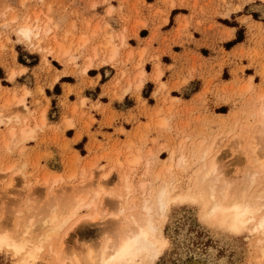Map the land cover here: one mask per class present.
Returning a JSON list of instances; mask_svg holds the SVG:
<instances>
[{
    "label": "rangeland",
    "instance_id": "rangeland-1",
    "mask_svg": "<svg viewBox=\"0 0 264 264\" xmlns=\"http://www.w3.org/2000/svg\"><path fill=\"white\" fill-rule=\"evenodd\" d=\"M140 1L145 3L144 0L133 2L137 12H140L138 6ZM167 1L174 6L176 0ZM221 1L226 6L224 16H228L231 11L242 9L244 4L253 2H257L253 5L263 12L253 13L256 20H252L251 16L242 19L248 26L249 38L257 45L247 49L249 58L254 62L249 65L254 66L255 69L245 71L242 63H229L230 70L222 74L224 78L229 79L222 82L219 74L226 63H216L217 69H214L212 74L204 76L205 83L202 92L193 101L186 102L183 97L171 94L167 83L161 81L164 70L158 62L153 63L152 73L147 74L146 72L143 86L137 91L135 85L139 74L145 70L146 51L142 50L138 60H135L132 55L133 48L128 41L131 31L127 26L130 19L131 0H0V83L4 87H0V109L10 101L9 105L5 106L7 109L4 114L13 115L19 109L14 97L23 96L25 89H28L29 93L26 96L28 109L22 112L24 116H29V125L34 127L45 110L46 120H48L44 127L36 129L33 138L24 143L13 142L9 147H6L3 141L7 126H0V140L3 141H0V228L2 230L7 228L6 230L13 232L18 228L17 221L21 220L25 224V222L29 223L40 217L38 209L44 207L49 197L59 190H74L75 187L78 188L84 183L104 182L103 174L113 167L116 152L122 150L126 153L132 145L133 147L141 146L147 151L154 150L151 157H156L154 159L158 160V168L164 162L163 159L170 158V152L173 149L178 152L180 147L187 152L189 159L193 160V144L202 140H205L206 144L212 141L217 144L215 155L218 158L221 157L219 159L224 163L227 162L228 169L234 170L233 174L248 165L242 148L244 143L251 139L250 136L253 133L245 131L243 126L250 124L252 127L255 124L251 116L252 107L258 104L257 97L264 91V60L258 59L264 56L258 48V45L264 44V21L258 20V16L264 14V0ZM111 6H114V9L109 14L108 9ZM36 15L40 16L41 23L44 24L51 18L50 25L55 32L49 35L50 38L46 36L45 41L42 40L33 45L22 39L16 28L27 20H33ZM114 18L123 27L116 28L112 24ZM108 23L111 25L109 28ZM110 32L115 35L124 33L128 45L120 47L118 57L112 63L103 65L98 63L99 58L94 63L95 67L83 73L84 57L94 47L100 49V56L103 57L102 51L109 41ZM239 34L244 36L243 29L239 30ZM83 35L88 37L84 48L80 46V39ZM226 36H231V33ZM56 39L71 46L72 54L77 57L75 61L70 62L67 57L58 59L56 53L45 49ZM115 39L117 44L120 43L117 37ZM106 66L115 67L117 74L107 84L102 94H109L114 100H123L128 93H131L136 96L139 108L138 115L131 113L126 118L132 127L134 126L132 132L121 127L118 131L126 134V138H117L109 143L101 141L96 132L90 131L96 121L91 111L100 110L104 113L106 110L104 105L100 100L92 102L89 97L82 94L83 85L95 84L94 79L88 76L94 74L92 70ZM21 67H24L25 71L17 76L15 81H10V71L12 69L21 70ZM159 70H161V75L157 78ZM65 75H75L77 78L75 76V78L65 77ZM57 77L59 78L56 79ZM149 77L157 83L156 89L152 92L153 97L156 98L154 104H149L147 99L141 95L145 80ZM188 78L184 76L180 84H186ZM251 78L254 88L247 90L246 86ZM76 79L78 83L75 85L63 84L61 86L59 82ZM194 88L195 84L190 85L188 92ZM62 90L64 93L60 96ZM148 90L149 88L145 90L146 96H148ZM70 93L76 94V102H70ZM91 93L96 94L95 90L88 91V94ZM160 117L167 119L169 126H161ZM59 118V123H52ZM67 120L72 121L70 127L67 125ZM78 124L81 128L72 140L68 139L64 131L77 128ZM13 125L18 126L17 122H13ZM83 130L88 131L91 136L87 146L85 143L87 137L73 146L72 144L81 138ZM100 133L109 135L102 132L98 135ZM178 174L179 177L186 176L180 171ZM261 178L264 184V173ZM105 183L109 188L118 187L117 173L114 171ZM47 188L49 189L46 190ZM106 199L109 202L104 207L106 212L101 221L105 220L108 214L107 218L111 216L114 209L112 207L115 206L111 199ZM40 204L42 206H39ZM83 213H86V210ZM16 218L17 221H15ZM21 226L20 228L23 227ZM165 233L170 238L171 245L155 264H189L197 258V255L202 256L203 259L211 255L212 264H256L251 259L254 251V235L252 234L251 239H248L246 234L233 235V237L223 232H214L200 218L199 204L191 205L188 202H182L180 206H175L166 223ZM74 238H69L66 252L69 249L68 245L71 249L69 252L75 250L79 239ZM0 264H14L11 253L0 252Z\"/></svg>",
    "mask_w": 264,
    "mask_h": 264
},
{
    "label": "bare ground",
    "instance_id": "bare-ground-1",
    "mask_svg": "<svg viewBox=\"0 0 264 264\" xmlns=\"http://www.w3.org/2000/svg\"><path fill=\"white\" fill-rule=\"evenodd\" d=\"M113 9L114 6L109 7L108 13H112ZM51 20L49 18L44 24L41 23L40 16L36 15L33 20L18 25L16 31L22 39L35 45L55 32L50 25ZM107 27L111 25L108 23ZM109 35V41L102 51L103 57L97 47L86 54L83 73H87L99 58L98 63L103 65L112 63L118 57L120 47L128 45L124 33L115 35L110 32ZM116 37L120 41L118 44ZM87 38L83 35L80 39V46L83 48L88 42ZM59 40H54L45 49L56 53L58 59L67 57L68 61H75L77 57L72 54L71 46ZM24 71V67L21 70L12 69L9 74L10 81H15ZM145 74V70L139 74L135 85L137 91L143 86ZM160 75L161 70L157 72V78ZM0 87L4 88L3 84L0 83ZM253 88L251 78L246 89ZM28 93L29 90L25 89L23 96L14 97L19 109L13 115L4 114L7 109L5 106L10 101L0 109V126H7V133L3 136L6 147L13 142L24 143L30 140L36 134L37 128L47 124L45 110L34 127L29 125V116H24L22 112L28 109ZM257 100L258 104L253 105L251 112L255 124L252 127L250 124L243 126L245 131L253 133L250 142L242 145L248 165L243 170L238 169V173L233 174L234 170L228 169L227 162L224 163L219 159L221 157L215 155L217 144L214 141L208 144L205 140L194 143L193 160L189 159L182 147L178 152L173 149L170 158L163 159L164 162L159 168L158 160L154 159L156 157H151L154 150L147 151L141 146L132 145L126 153L122 150L116 152L113 167L103 172L104 182L99 180L95 184L91 177L93 183H84L74 190H59L49 199L46 198L48 202L44 207H38L40 217L25 224L16 218L18 228L13 232L0 228V237L7 234L8 241L0 245V252L11 253L14 264H155L171 245L165 226L173 208L180 206L182 202H188L191 205H200V218L214 232H223L230 236L246 234L248 239L253 234L255 242L251 259L256 264H264V184L261 181L264 173V91ZM13 122H17L18 126L13 125ZM67 125L70 127L72 121L67 120ZM160 125L167 127L169 122L164 118ZM114 171L117 173L119 186L109 188L105 182ZM179 171L186 176L179 177ZM106 198L111 199L115 206L110 205L114 208H110L113 211L111 216L107 218L108 214L101 221L106 212L104 207L109 202ZM84 210L86 213H83ZM113 226L119 229L122 249L113 248L115 238L110 231ZM72 237L79 239V242L72 252H69L68 245L67 253V244ZM18 248L22 251H17ZM183 256L186 257L185 249ZM201 257L197 255L189 264H212L211 255L204 259Z\"/></svg>",
    "mask_w": 264,
    "mask_h": 264
},
{
    "label": "crops",
    "instance_id": "crops-1",
    "mask_svg": "<svg viewBox=\"0 0 264 264\" xmlns=\"http://www.w3.org/2000/svg\"><path fill=\"white\" fill-rule=\"evenodd\" d=\"M135 1L131 0L132 4L129 5L131 11L127 25L131 31L128 41L133 48L132 55L135 60H138L142 50L146 51L144 60L147 74L153 72V63H160L164 70L160 79L167 83L171 94L183 97L186 102L193 101L203 90L204 76L212 74L214 69H217L216 63H226L219 74L222 82L229 79L222 75L225 71L230 70L229 63H242L245 71L255 69L254 66L249 65L254 62L249 58L247 49L256 44L249 38L248 26L242 19L251 16L252 20H256L253 13H263L256 5H253L257 2L244 4L242 9L231 11L228 16H224L226 6L221 0H176L174 6H171L167 0H144L145 3L140 1L138 4L140 12H137V8L135 9L133 6ZM231 1L237 2L238 0ZM258 20L264 21V14L258 16ZM112 24L118 29L123 27L122 24L120 26L116 18L113 19ZM240 29H243L244 32L242 40L228 45L237 38ZM132 32L134 33L132 34ZM229 33L231 36L227 37L226 35ZM258 48L264 54V44L258 45ZM261 57L263 58L258 59L263 61L264 56ZM128 67L130 68V66ZM92 71L94 74L88 76L94 79L95 84L92 86L83 85L82 94L89 97L92 102L100 100L106 110L104 113L100 110L91 111L96 121L90 131L96 132L97 137L103 142L109 143L117 138L125 139L126 134L119 133L118 129L123 127L126 131L132 132L134 126L132 127L126 118L131 113L139 114L137 98L128 93L123 100H114L111 95L102 94L108 86L107 84L117 74L115 67L106 66ZM74 76L65 75V77L72 78ZM184 76L189 77L188 82L181 85L180 80ZM59 82L62 84L61 86L63 84L75 85L78 80ZM144 84L141 91L142 97L146 98L149 104L156 103L152 92L156 89L157 83L149 77ZM194 84V90L188 92V87ZM47 88L51 89V87ZM146 88H149L148 96L145 94ZM92 90H95L96 94H88V91L92 92ZM63 93L62 90L60 96ZM69 100L72 103L76 102V94L70 93ZM128 101L130 103H127ZM59 122L60 118L52 123ZM80 128L81 126L78 124L77 128L66 129L64 134L72 140ZM97 131L109 135L101 133L98 135ZM69 132L72 134L69 135ZM85 137H87L85 142L87 146L91 136L86 130H83L81 138L72 145L84 140ZM75 150L78 149L75 148Z\"/></svg>",
    "mask_w": 264,
    "mask_h": 264
},
{
    "label": "snow or ice",
    "instance_id": "snow-or-ice-1",
    "mask_svg": "<svg viewBox=\"0 0 264 264\" xmlns=\"http://www.w3.org/2000/svg\"><path fill=\"white\" fill-rule=\"evenodd\" d=\"M69 134H71V133H69ZM110 231H111V234L115 238L114 245H113L114 250L116 248H121L122 249L123 248V244H122V241H121V238H120V235H119L118 227L113 226V228L110 229ZM7 242H8L7 241V234H5L4 236L0 237V245L5 244ZM17 251H22V249L18 248Z\"/></svg>",
    "mask_w": 264,
    "mask_h": 264
},
{
    "label": "trees",
    "instance_id": "trees-1",
    "mask_svg": "<svg viewBox=\"0 0 264 264\" xmlns=\"http://www.w3.org/2000/svg\"><path fill=\"white\" fill-rule=\"evenodd\" d=\"M242 38H243V36H241V35L239 34V31H238V36H237V38L234 39L232 42H230L228 45H232L233 43L239 42V41L242 40Z\"/></svg>",
    "mask_w": 264,
    "mask_h": 264
}]
</instances>
